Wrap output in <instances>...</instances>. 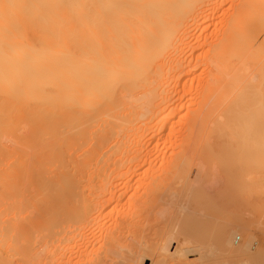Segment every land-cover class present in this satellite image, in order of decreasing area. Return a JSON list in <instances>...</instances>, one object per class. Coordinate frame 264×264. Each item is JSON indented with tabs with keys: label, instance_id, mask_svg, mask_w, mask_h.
Returning <instances> with one entry per match:
<instances>
[{
	"label": "bare ground",
	"instance_id": "1",
	"mask_svg": "<svg viewBox=\"0 0 264 264\" xmlns=\"http://www.w3.org/2000/svg\"><path fill=\"white\" fill-rule=\"evenodd\" d=\"M263 190L264 0H0V264H61L63 224L82 233L123 197L145 224L178 204L254 263ZM175 235L159 233L152 261Z\"/></svg>",
	"mask_w": 264,
	"mask_h": 264
},
{
	"label": "rangeland",
	"instance_id": "2",
	"mask_svg": "<svg viewBox=\"0 0 264 264\" xmlns=\"http://www.w3.org/2000/svg\"><path fill=\"white\" fill-rule=\"evenodd\" d=\"M212 29H213V27H212ZM212 29H210V32L211 31H213ZM212 33V32H211ZM196 35L198 36V34L196 33ZM197 72H199V70L197 71ZM196 74H201V71H200V73H196ZM184 81V80H183ZM188 93V94H187ZM185 95H184V97L183 98H181L180 100H178L179 101V103H175L176 105H178V104H180V106H181V104L183 105V106H186L187 105V107H185L184 109H182L181 111H180V113H178V114H184V112H186V110H188V107L189 108H191V109H193V107H194V104L192 103V102H194L195 103V100L193 101L192 100V96L193 95H190L191 94V92L190 91H188ZM190 93V94H189ZM191 98H190V97ZM194 97V96H193ZM187 98H189V99H187ZM187 100V101H186ZM177 101V102H178ZM191 102V103H190ZM190 104H193V105H190ZM189 105V106H188ZM179 106V105H178ZM180 115H177V117H175V119H174V121L176 120H178V118H179V116ZM152 142H155L154 140L152 141ZM149 143V144H151L150 146H151V148L153 149V154L155 153V149L153 148V145L155 144V143ZM149 146V147H150ZM154 156H156V155H154ZM264 191V190H263ZM127 197V196H126ZM121 199V200H120ZM120 199H117L116 201H113V202H110L109 204H107L105 207H104V210L103 209H101L102 211V215H104V217L102 218V217H100V219H101V221H100V219H98V218H96V220H95V216H93V218H94V220L92 221V223H90V225H88L86 228H85V226L83 227V229L85 230H83V232L82 233H80V232H75L74 230L75 229H73V228H76V226L78 225V224H75L74 225V223H78L77 221L76 222H72V219H70L71 220V224H69L70 223V221H68L66 224H68V226H66V224H63V225H65L64 227L62 226V228H64V229H66L65 227H68V230L70 231V232H74V237H72L71 235H70V237L69 238H67V240L68 241H70V242H68V245H67V248L68 249H66V257H65V260L64 261H62L61 262V264H63V262H65L64 264H91L92 262L95 264V260H96V264H98V263H100V261L102 260V259H104V261L105 260H107L106 261V263L105 264H119L118 262L120 261V264H128V257L130 256V254H131V252L133 251V250H135V251H137V252H135V259L137 258V260H135V262L137 263L138 261L140 262V264H170V262L169 261H171V264H175L174 262H176L177 263V261H175V260H178V263H179V261L181 260V258L182 257H184V259L182 260V261H188V262H185L186 264L188 263V264H240L241 262H243V264H244V262H246L247 261V263H248V261L249 262H251L250 264H252L253 262H252V260L251 259H253L252 257L250 258L247 254V256L244 254V253H240V255H238L237 253V255L238 256H242L243 255V257H238L237 255H235V253H233V252H231V251H227V250H225L224 251V249L225 248H222L219 244H218V240H216L217 238L215 237L214 238V235H213V237H211V236H207V235H205V234H202V232H200L198 229H196V226H197V221H196V219L194 218V220H193V218H192V220H191V217L189 218V216L188 217H184V215H185V212H184V215H182V210L180 209V208H178V204L177 205H175V206H172V208L170 207V206H168V208H167V211L168 212H166L165 210V212H161V213H163V214H161L160 212L157 214H153L154 216H151V218H150V216H149V218H147L148 220L147 221H149L150 219H153V220H150V222H146V224L144 223L145 221H146V218L144 217V216H142L141 215V208L139 207H128V202H126V201H128V200H126L127 198H125L124 199V197L123 198H120ZM125 203V204H124ZM127 204V205H126ZM177 206V207H176ZM249 207H251V206H249ZM249 207H248V209L247 208H245V210H246V213H244V211H243V209H242V211L241 212H243L244 214H242V213H240V214H242V216L244 215L245 216V214H247V210L249 211V213H251L253 210H251V209H249ZM130 210V211H128V209ZM251 208H253V207H251ZM132 209H134V210H132ZM139 209V210H138ZM177 209V210H176ZM122 210H124L123 212H122ZM136 210V211H135ZM174 210H175V212H174ZM179 210V211H178ZM261 210H264V209H260L259 211H258V214H256L257 213V210H256V213L254 212L255 211V209H254V211L252 212V214H248L249 216L250 215H253V213H255V215H257V216H259L260 217V219H258V221L257 222H253V223H251V226H250V228L252 229V231H254L255 233H254V235H256V238H254L255 240H257V239H259L260 237H261V233H263L264 232V214L262 215L261 214ZM126 211V212H125ZM139 211V212H138ZM105 212H106V214H105ZM136 212V213H135ZM138 212V213H137ZM95 213V212H94ZM120 213V214H119ZM123 213H126V215L127 216H129L130 217V219L129 220H131V221H129V220H127L129 217H127V219H126V216H124V217H122V215H123ZM132 215H131V214ZM167 213H169V214H167ZM171 213H173V214H176V215H172ZM260 213V214H259ZM262 213H264V211L262 212ZM109 214H110V216H109ZM130 214V215H129ZM138 214L141 216V217H143L142 219H140V216H139V218H138ZM179 214V215H178ZM231 214H233V213H231ZM118 215V216H117ZM121 215V217H122V219H124V220H126L127 221V223L129 222H131L130 223V225L129 224H126L127 225V227H128V229H124V233H123V230H119L118 231V233H116V235H117V238L118 239H120V241H117L118 239H116V236H113L112 234H110L111 233V230L112 231H114L115 229H112V228H115L116 226H114V225H116L117 224V222H115V221H118V219L120 218L119 216ZM157 215V216H156ZM248 215H246L247 217H249ZM254 215V216H255ZM115 216V217H114ZM136 217V220H135V217ZM167 216V217H166ZM176 216H178L176 219L174 218V217H176ZM180 216V217H179ZM243 216V217H244ZM245 216V217H246ZM111 217H113V218H115V219H113V218H111ZM119 217V218H118ZM134 219H132V218ZM156 217V218H155ZM161 217H163V218H161ZM165 217V218H164ZM171 217V218H170ZM246 217V218H247ZM251 217V216H250ZM169 218V219H168ZM174 218V219H173ZM188 218V219H187ZM256 218V217H255ZM74 219V218H73ZM105 221H104V220ZM117 219V220H116ZM158 219V220H157ZM170 219H173V220H170ZM257 219H254V221L255 220H257ZM143 222H142V221ZM155 220V221H154ZM167 220V221H166ZM177 220H178V222H177ZM99 221H100V223H99ZM107 221V222H106ZM125 221V222H126ZM135 221V222H134ZM142 222V223H144V225L142 224V223H140V222ZM172 221V222H171ZM175 223H174V222ZM185 221V222H184ZM89 222H91V221H89ZM96 222V223H95ZM103 222V223H102ZM114 222V223H113ZM139 222V223H138ZM196 224V226H195V224ZM255 223H257V224H255ZM99 224V225H98ZM132 224V225H131ZM136 224V225H135ZM150 224V225H149ZM175 224H177V225H175ZM71 227H70V226ZM102 225V226H101ZM109 225H111V226H109ZM139 225H140V227H139ZM72 226H73V228H72ZM92 226H93V228H92ZM108 226V227H107ZM114 226V227H113ZM144 226V227H143ZM159 227V229H158V227ZM88 227H89V229H88ZM99 227V228H98ZM110 227V228H109ZM131 227V228H130ZM137 227V228H136ZM145 229H143V228ZM164 227V228H163ZM174 229H173V228ZM97 228V229H96ZM105 228V229H104ZM124 228V227H123ZM107 229V230H106ZM111 229V230H110ZM140 231H139V230ZM157 229V230H156ZM88 230V231H87ZM109 230V231H108ZM168 231V230H174V232L176 233V234H178L180 237L179 238H177L178 236L177 235H175V239H173V241H174V248L176 247V250L174 249V248H171L170 250L171 251H173L174 250V253L173 254H176L175 252H178V255L179 256H177V254L175 255V256H177V257H175L173 254H172V256H171V254H170V252H169V256H171V257H169L168 259H167V251L166 250H163V252L165 251V253L164 254H166V259H165V262L164 261H161V262H157L156 261V259H153V261H152V259H150V258H152L151 256H150V254H153L152 253V248L153 247H155L156 246V244L157 243H159L157 240L160 238V236H159V233H161V231ZM179 230V231H178ZM196 230H197V232H196ZM90 231V232H89ZM102 231V232H101ZM107 231V232H106ZM121 231V232H120ZM131 231V232H130ZM134 233H133V232ZM135 231H136V233H135ZM138 231V232H137ZM93 232V233H92ZM105 232H106V234H107V236H106V234H105ZM199 232V234H197ZM83 233H86L85 234V237H84V234ZM103 233H104V235H103ZM121 233V234H120ZM123 233V234H122ZM200 233H201V235H200ZM81 234H82V236H81ZM92 234V235H91ZM96 234V235H95ZM125 234V235H124ZM128 234V235H127ZM133 234V235H132ZM264 234V233H263ZM262 234V236H264ZM110 235H112L111 237H110ZM120 235V236H119ZM132 235V236H131ZM182 235H184V236H182ZM202 235H204L203 237H202ZM91 238H89V237ZM94 236V237H93ZM122 236V237H121ZM130 236V237H129ZM141 236V237H140ZM200 236H201V238L203 239V241H201V242H203V244H202V247H204L203 245H207L208 243H210L211 241H212V243H210V244H213V245H215V247L217 248V246H218V251H217V253L216 252H213V254H210L209 256H202L201 255V253L202 252H200L201 251V249H200V247H199V245H198V243L200 244L201 242H198V241H200V240H202L201 238H200ZM206 236V237H205ZM97 237V238H96ZM99 237V238H98ZM107 237V238H106ZM109 237H110V239H109ZM119 237H121V238H119ZM126 237V238H125ZM184 237V238H183ZM207 237H208V239H207ZM211 237V238H210ZM122 238H124V239H122ZM177 238V239H176ZM181 238V239H180ZM186 238V239H185ZM75 239V240H74ZM84 239H86V240H84ZM89 239H90V241H89ZM113 240V241H109V240ZM183 239V240H182ZM200 239V240H199ZM206 239V240H205ZM260 239H262V238H260ZM108 240V241H107ZM123 240V241H122ZM139 240V241H138ZM162 241V240H164V239H159V241ZM176 240V241H175ZM205 240V241H204ZM207 240H209V241H207ZM89 243H88V242ZM93 241V242H92ZM214 241V242H213ZM217 243H216V242ZM262 241L263 242H261V246L259 247L260 249H259V251H261V253H262V257H261V254H260V252H259V254L260 255H258V256H256L257 257V259H256V261H255V258H254V263H259V264H264V252H262V251H264V237H263V239H262ZM113 244H112V243ZM115 242H117L118 243V245H116L117 243H115ZM121 244H120V243ZM138 242L140 243V244H138ZM146 242V243H145ZM155 242V243H154ZM157 242V243H156ZM204 242H207V243H204ZM87 243V244H86ZM91 243V244H90ZM107 243V246L105 245V244ZM109 243V244H108ZM115 243V244H114ZM125 243V244H124ZM131 243V244H130ZM163 244H164V242H162ZM161 242L159 243V244H157V245H160V244H162ZM176 243V244H175ZM216 243V244H215ZM89 244V245H88ZM121 246H120V245ZM122 244H124V245H126V246H124V245H122ZM134 244V245H133ZM147 244V245H146ZM152 244V245H151ZM197 244V245H196ZM98 245V246H97ZM110 245H112L111 247H110ZM113 245H114V247H116V246H119V249H121V250H119L120 252H115L114 253V251L112 250V253H111V248L113 247ZM143 245V246H142ZM148 246V247H145V246ZM155 245V246H154ZM205 245V246H206ZM217 245V246H216ZM84 246V247H83ZM99 246H101V247H99ZM102 246H104V247H102ZM128 246V247H127ZM135 246V247H134ZM140 247L141 248V246L143 247V248H141V250L142 251H144V249H146L145 250V252L148 250V248L150 247V250H148V251H150L149 253H148V251L145 253V252H143V254L145 253V258H142L141 256V253H142V251L140 250V248L138 249V247ZM161 246V245H160ZM201 246V245H200ZM219 246L222 248V250H220L221 248H219ZM113 247V248H114ZM137 247V248H136ZM112 248V249H113ZM117 248V247H116ZM122 248H124V250H125V252H123L124 250H122ZM126 248V249H125ZM178 248V249H177ZM200 250H199V249ZM216 248L214 249V250H216ZM58 249V251L60 250L59 248H57ZM98 249V250H97ZM108 249V250H107ZM138 249V250H137ZM100 250V251H99ZM103 250V251H102ZM110 250V251H109ZM127 250V251H126ZM153 250H154V248H153ZM97 251V252H96ZM102 251V252H101ZM104 251H105V253L108 251V252H110V253H104ZM141 251V252H140ZM155 251V250H154ZM223 251V252H222ZM84 252V253H83ZM200 252V253H199ZM226 252H228V253H226ZM233 253V254H231V253ZM61 252L59 251V254H58V257H59V255L60 256H62V258L65 256L64 254H60ZM102 255H101V254ZM113 253H114V255H113ZM133 253V252H132ZM189 253V254H188ZM70 254V255H69ZM82 254V255H81ZM99 254V255H98ZM105 256H104V255ZM120 254V255H119ZM128 254V255H127ZM181 254V255H180ZM69 255V256H68ZM92 255V256H91ZM101 255V256H100ZM124 255V256H123ZM125 255L127 256V257H125ZM141 255V256H140ZM149 255V256H148ZM184 255V256H183ZM189 256L188 258H187V256ZM233 255V257L234 258H236L235 256H237V258H242L243 260H245L246 259V261H243L242 259V261L240 262V261H235V259H233V257H231ZM235 255V256H234ZM94 256V257H93ZM99 257V260H98V257ZM107 256V257H106ZM138 256V257H137ZM140 256V257H139ZM83 257V258H82ZM105 257V258H104ZM125 257V258H124ZM180 257V258H179ZM191 257V258H190ZM90 258V259H89ZM101 258V259H100ZM140 258H142V261L140 260ZM155 258V257H154ZM173 258H174V261H172L173 260ZM175 258H177V259H175ZM185 258L187 259V260H185ZM84 259V260H83ZM261 259V260H260ZM263 259V260H262ZM69 260V261H68ZM93 260V261H92ZM127 260V261H126ZM169 260V261H168ZM191 260V262L189 263V261ZM236 260H238V259H236ZM260 260V261H259ZM57 261H58V259H57ZM92 261V262H91ZM166 261H168V262H166ZM182 261H180V263L179 264H182V263H184V262H182ZM263 261V262H262ZM98 262V263H97ZM108 262V263H107ZM138 262V263H139ZM182 262V263H181ZM92 263V264H93ZM130 263V262H129ZM137 263V264H138ZM246 263V264H247ZM253 263V264H254Z\"/></svg>",
	"mask_w": 264,
	"mask_h": 264
}]
</instances>
